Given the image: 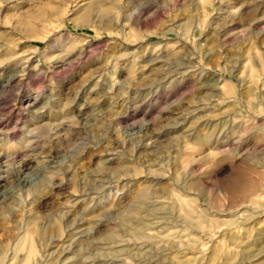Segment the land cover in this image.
Instances as JSON below:
<instances>
[{
	"label": "rangeland",
	"instance_id": "374dc122",
	"mask_svg": "<svg viewBox=\"0 0 264 264\" xmlns=\"http://www.w3.org/2000/svg\"><path fill=\"white\" fill-rule=\"evenodd\" d=\"M0 170V264H264V0H0Z\"/></svg>",
	"mask_w": 264,
	"mask_h": 264
},
{
	"label": "bare ground",
	"instance_id": "6f19581e",
	"mask_svg": "<svg viewBox=\"0 0 264 264\" xmlns=\"http://www.w3.org/2000/svg\"><path fill=\"white\" fill-rule=\"evenodd\" d=\"M52 127H53V126H50L48 130L51 131V130H52ZM36 129H37V128H35L34 130H36ZM38 129H39V128H38ZM53 129H54V127H53ZM48 130H47V131H48ZM32 131H33V130H32ZM39 131H40V130H39ZM39 131H38V132H39ZM29 135H31V137H29V138L26 139V140H29V142H30L31 139H32V136H33V135L30 134V133H29ZM19 141H20V140H19ZM22 142H23V141H22ZM22 142H21V143H22ZM24 142H25V141H24ZM24 165H26V161H25V160L23 161V166H24ZM13 170H15V169H13ZM13 170H12V171H13ZM17 170H19V169H17ZM17 170H16V171H17ZM0 172H3V171L0 170ZM6 172H8V170H7ZM18 172H19V171H18ZM9 175H10V174H9ZM5 176H6V175H5ZM5 176H3V175L0 173V178H2V177L5 178ZM18 179H20V178H18ZM100 181H101V180H100ZM19 182H20V181H19ZM136 208H137V207H136ZM136 210H138V208H137ZM68 212H69V211H68ZM69 214H70V212H69ZM62 217H63V216H62ZM64 217H65V227H67V229H66V232H67V233H66V238L64 239V241H65V242H69V241L71 242V241H74L75 235H76V233H77L76 231H77V229L80 228V224H78L77 221H76L75 219H71V218H70V215H65ZM72 218H73V217H72ZM76 218H77V217H76ZM41 229H42V228H40V229L38 228L37 230H41ZM34 230H36V229H34ZM43 230H44V229H43ZM32 232H35V231H32ZM36 232H37V231H36ZM40 232H41V231H40ZM79 232H80V231H79ZM39 234H41V233H39ZM36 235H37V234H36ZM52 237H53V236H52ZM34 238H35V237H34ZM45 240H46V239H45ZM54 240H55V239H54ZM98 242H99V241H98ZM100 242H101V241H100Z\"/></svg>",
	"mask_w": 264,
	"mask_h": 264
}]
</instances>
